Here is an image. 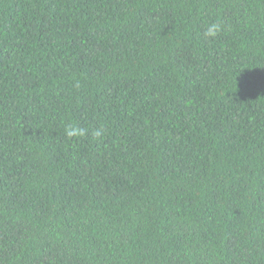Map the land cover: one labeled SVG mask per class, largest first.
<instances>
[{"label":"trees","instance_id":"16d2710c","mask_svg":"<svg viewBox=\"0 0 264 264\" xmlns=\"http://www.w3.org/2000/svg\"><path fill=\"white\" fill-rule=\"evenodd\" d=\"M0 264H264V0H0Z\"/></svg>","mask_w":264,"mask_h":264},{"label":"clouds","instance_id":"9594fccd","mask_svg":"<svg viewBox=\"0 0 264 264\" xmlns=\"http://www.w3.org/2000/svg\"><path fill=\"white\" fill-rule=\"evenodd\" d=\"M221 24L220 23H212L210 25L207 26L204 35L206 37H216L219 32L221 31ZM65 133L69 138H73V137H81L85 135V130L79 128L78 126H68L65 129ZM95 136L99 137L101 135L100 131H96L94 133Z\"/></svg>","mask_w":264,"mask_h":264}]
</instances>
